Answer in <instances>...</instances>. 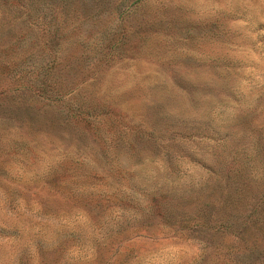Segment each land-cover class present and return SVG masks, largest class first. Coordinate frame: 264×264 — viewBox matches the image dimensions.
<instances>
[{"label":"rangeland","instance_id":"374dc122","mask_svg":"<svg viewBox=\"0 0 264 264\" xmlns=\"http://www.w3.org/2000/svg\"><path fill=\"white\" fill-rule=\"evenodd\" d=\"M0 264H264V0H0Z\"/></svg>","mask_w":264,"mask_h":264},{"label":"trees","instance_id":"16d2710c","mask_svg":"<svg viewBox=\"0 0 264 264\" xmlns=\"http://www.w3.org/2000/svg\"><path fill=\"white\" fill-rule=\"evenodd\" d=\"M38 9H36V11H37Z\"/></svg>","mask_w":264,"mask_h":264}]
</instances>
